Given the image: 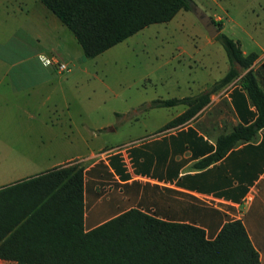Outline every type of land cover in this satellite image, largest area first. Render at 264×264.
<instances>
[{"label":"crops","instance_id":"0c3cea01","mask_svg":"<svg viewBox=\"0 0 264 264\" xmlns=\"http://www.w3.org/2000/svg\"><path fill=\"white\" fill-rule=\"evenodd\" d=\"M13 1L0 0V14L12 24L9 36L0 44L5 53V57L0 55V221L19 219L21 223L26 194L43 190L41 184L46 180L26 181L77 162L82 167L84 231L129 209L199 227L207 239L214 238L225 222L239 220L260 264H264L263 131L258 130L250 142L239 143L219 160L198 168L197 163L214 151L217 136L231 130L225 129L221 113L203 111L212 101L211 94L209 102L183 123L165 126L184 110L180 105L181 109L170 116L149 119L132 134L109 143L99 133L104 125L97 122L102 89L111 90L109 86L96 73H88V58L80 45L64 34V25L39 0H31L30 8L25 9L21 2ZM24 17L29 26L21 24ZM9 56L11 59H6ZM42 56L64 62L68 71L63 75L53 65L45 66ZM187 58L196 62L191 54ZM259 59L260 64L264 52L254 63ZM200 67L195 64V68ZM86 74L94 79L88 91ZM236 80L220 89L222 104L234 126L244 122L243 110L230 98ZM214 81L202 82L196 94ZM195 82L190 78L185 85ZM174 87H179L177 81ZM196 94L152 97L132 105L130 111L135 114L140 106L170 108L149 104L156 98ZM247 108L254 111L252 106ZM113 114L118 117L119 112ZM116 130L109 127L111 132ZM72 150L75 153H70ZM35 151L53 153L42 159L30 158ZM8 164L23 169L7 176ZM9 202H13L12 208ZM0 264L16 263L0 259Z\"/></svg>","mask_w":264,"mask_h":264},{"label":"trees","instance_id":"16d2710c","mask_svg":"<svg viewBox=\"0 0 264 264\" xmlns=\"http://www.w3.org/2000/svg\"><path fill=\"white\" fill-rule=\"evenodd\" d=\"M39 1L72 33L87 58L190 8V0ZM211 21L218 29L214 38L225 52L227 71L196 95L156 98L149 104L184 106L165 125L170 127L192 118L209 102L211 94L237 79L230 98L243 110L244 122L218 135L214 151L197 163L198 168L219 160L239 143L250 142L260 129L264 136V59L254 68L257 54L243 53L237 42L219 32L220 22ZM44 178L43 190L26 194L21 223L19 219H1L0 259L16 264H260L239 220L225 222L214 238L207 239L199 227L129 209L84 231L81 165L68 163L26 182ZM12 203L8 207L12 208Z\"/></svg>","mask_w":264,"mask_h":264},{"label":"rangeland","instance_id":"374dc122","mask_svg":"<svg viewBox=\"0 0 264 264\" xmlns=\"http://www.w3.org/2000/svg\"><path fill=\"white\" fill-rule=\"evenodd\" d=\"M16 1L21 2L24 9L31 6V0ZM191 7H196L210 19L219 21V32L237 42L241 50L257 55L264 52V0H190V8L178 11L171 20L150 24L96 57L86 59L88 73H96L111 89H102L103 100L98 109L100 119L97 120L104 125L103 130L99 131L100 135L109 143L132 134L149 119L168 117L181 109L180 105L161 109L140 106L137 113L133 114L130 111L132 105L152 97L196 94V89L202 82L210 83L224 73L228 64L225 52L217 38L208 36ZM5 18L0 14V44L11 32V21H6ZM28 21L24 17L20 22L26 27L30 25ZM63 30L74 41L70 31L64 26ZM181 51L185 53L182 54ZM187 54H191L196 62L188 60ZM0 55L5 57L1 49ZM6 59H11V56ZM260 61L261 59L257 60L254 68ZM195 64L201 67L195 68ZM190 78L197 82L187 87L185 81ZM92 80L93 77L86 74L87 91ZM175 81L179 84L177 88L174 87ZM212 95L211 103L203 111L221 113L224 116L225 129H232L234 125L229 110L222 104V91ZM113 111L119 112V118ZM109 127L117 130L111 132ZM66 152L61 153L64 155ZM52 153L35 151L30 158L42 159ZM22 169L8 164L7 176L17 174L16 170Z\"/></svg>","mask_w":264,"mask_h":264},{"label":"water","instance_id":"95a60500","mask_svg":"<svg viewBox=\"0 0 264 264\" xmlns=\"http://www.w3.org/2000/svg\"><path fill=\"white\" fill-rule=\"evenodd\" d=\"M192 11L194 13V15L196 16V18L198 19V21L201 23V25L204 27V29L206 30L207 34L209 37H214L217 32L218 29L216 28V26L212 23L211 19L206 16L201 10H199L196 7H191ZM237 69L239 70V66L237 65Z\"/></svg>","mask_w":264,"mask_h":264},{"label":"built area","instance_id":"2783aa9c","mask_svg":"<svg viewBox=\"0 0 264 264\" xmlns=\"http://www.w3.org/2000/svg\"><path fill=\"white\" fill-rule=\"evenodd\" d=\"M41 60L43 62V64L45 66H49V65H53L54 66V69L57 71V72H66L68 71V68L66 66V64L64 62H61V61H56V60H50V59H47L45 57H41ZM109 151H112V150H109Z\"/></svg>","mask_w":264,"mask_h":264}]
</instances>
